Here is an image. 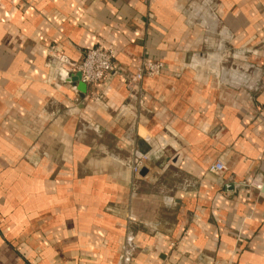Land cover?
<instances>
[{"label": "crops", "instance_id": "0c3cea01", "mask_svg": "<svg viewBox=\"0 0 264 264\" xmlns=\"http://www.w3.org/2000/svg\"><path fill=\"white\" fill-rule=\"evenodd\" d=\"M0 264H264V0H0Z\"/></svg>", "mask_w": 264, "mask_h": 264}, {"label": "built area", "instance_id": "2783aa9c", "mask_svg": "<svg viewBox=\"0 0 264 264\" xmlns=\"http://www.w3.org/2000/svg\"><path fill=\"white\" fill-rule=\"evenodd\" d=\"M60 62L77 70L81 75L83 83L88 85H99L116 71L115 52L110 48L103 46L89 50L84 59L80 63L71 62L65 55L60 56ZM165 68L163 62H144L142 67L136 74L138 82L144 78H155L160 76ZM144 158L137 161L134 166L135 173H139L142 169ZM213 172H222L226 170L222 163H218L211 168Z\"/></svg>", "mask_w": 264, "mask_h": 264}, {"label": "water", "instance_id": "95a60500", "mask_svg": "<svg viewBox=\"0 0 264 264\" xmlns=\"http://www.w3.org/2000/svg\"><path fill=\"white\" fill-rule=\"evenodd\" d=\"M79 75H80V74H79ZM80 77H81V75H80ZM144 171H145V170H142L141 172L144 173Z\"/></svg>", "mask_w": 264, "mask_h": 264}]
</instances>
